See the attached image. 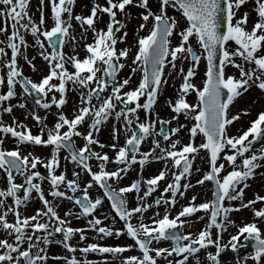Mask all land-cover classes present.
Listing matches in <instances>:
<instances>
[{
    "label": "snow or ice",
    "instance_id": "snow-or-ice-1",
    "mask_svg": "<svg viewBox=\"0 0 264 264\" xmlns=\"http://www.w3.org/2000/svg\"><path fill=\"white\" fill-rule=\"evenodd\" d=\"M29 2L0 0V6H3L0 9V33L4 34V39L0 40V44L4 45L0 47V57L8 56L5 49H10V58L4 64L6 80L0 76V87L6 88L0 93V110L12 113L14 105L8 102L17 96L16 87L19 85L26 95L35 92L48 97L49 93H53L50 100L37 99L35 103L45 110L54 105L58 111L51 127L44 122L46 118L32 113V118L40 125L37 134H32L25 124L17 123L15 118V126L0 121V134H3L0 136V171L6 184L4 189H0V232L5 234L4 238H0V264H48V246L53 243L60 244L67 253L73 254L70 258L68 255L51 257L63 260L64 264H94L87 259L89 253L108 254L118 259L120 264H189L190 257L194 264H201L197 254L209 246L215 247V254L208 252L207 260L211 264H220L218 257L222 252L230 247L236 253L241 247L249 246L245 241H252L250 247L253 251L244 259L260 264L264 258V234L256 223L239 227L237 234L231 235L224 245H221L220 239L227 226L234 224L229 218L234 211L250 208L254 217L264 221V208H252L257 202L264 201V196L257 194L254 199L244 201L248 181L258 169H264V111H260L238 135H229L230 126L241 118L240 113H229L234 100L253 87L264 93V52L261 51L264 49V0H255L258 19L250 30L247 28L248 12L236 16L247 0H156L155 11L149 0H105V4L94 0L87 16L73 14L75 0H48L51 20L48 27L45 26V0H39L38 20L29 14ZM130 5L142 10L138 13L141 20L138 27L141 30L148 27V34L138 39L131 72L127 78L120 80L118 72L125 67L122 61L128 58L129 49H117L116 45L124 43L128 36L126 20L130 13L126 8ZM169 9H175L180 14L183 25L175 16L168 14ZM118 13L122 19H117ZM104 14L108 17L106 28L97 30L96 23ZM73 20L83 30L79 39H84L89 30L94 33L93 42L84 45L86 54L83 59L78 58L76 53L78 37L72 31ZM26 34L31 35L39 48V56L48 67V73L40 82L23 76L18 67V57L23 56L35 70L32 60L21 51L29 47ZM173 35L177 37L175 45L171 40ZM66 44L72 49V55L63 51ZM202 61L205 79L199 87L193 78ZM67 65L73 71H69ZM166 67L168 75L175 73L181 79L175 100L166 101L172 113L169 119L160 117L155 111L160 90L167 84ZM229 67L237 71L229 72ZM137 72L141 73L138 85L124 90ZM54 80L57 82L53 83ZM69 83L79 91L78 106L71 119L62 111L67 103ZM106 91L108 94L104 95ZM55 93L59 94V98ZM189 94H193L198 103H189L186 99ZM141 98H144L143 102ZM118 105H123V108L117 110ZM18 107L25 108V104L20 103ZM181 116L191 122L190 126L177 123L165 129L173 121L178 122ZM110 118L122 122L120 129L114 127L112 131L113 140L117 141L109 146L114 150V158H110L107 152H96L92 148L93 145L100 149L106 147L99 141L98 135ZM157 124L160 125L159 131L156 130ZM80 126H86L84 133L79 130ZM121 129L127 137L122 146L118 143ZM184 129L189 134L186 144L181 143L178 137ZM198 135L202 140L196 144ZM154 136L162 137L167 145L162 146L161 141L154 138L148 151H140L141 143ZM172 136H177V139L172 140ZM5 137L13 139L16 145L13 149L4 147ZM74 137L84 141L81 147L76 146ZM257 143L261 144L258 149L255 148ZM21 145L49 148L50 155L41 158L32 152L22 154ZM201 150H204L201 159L207 158L208 167L196 184L204 186L210 182L211 199L196 204L197 196L194 194L188 205L170 218L169 211L176 204L177 196L183 197L187 189L193 187L188 178L192 175L193 161ZM62 151L66 153L63 159L74 165L72 178H68L65 171L57 174ZM90 160L98 162L96 171H93ZM152 161H163V169L157 175L144 179V166ZM109 163L117 166L115 170H107ZM38 164L47 170L48 195L53 201L45 197L40 183L44 177L36 171ZM133 165L139 166L140 179L114 189L109 181L118 183ZM195 171L201 170L196 168ZM81 172L90 177L83 188ZM14 173L23 177L22 183L15 182ZM169 173L170 182L163 193H170V197L165 198L161 194L149 203L147 198ZM182 180L186 182L182 184ZM93 184L103 189V196L111 202L115 216L124 222L121 228L104 225L103 220L107 217L102 219L95 215L104 201L90 197L88 190ZM142 184L146 186L143 195L140 194ZM21 190L22 198L18 195ZM33 192L42 207L31 216H24L21 208L27 206ZM132 193L135 194V201L129 206L126 194ZM8 198H12L11 205H6ZM65 200L74 207L78 206V211L68 209L61 217L57 207ZM236 201H239L238 205L232 203ZM161 204L165 206L164 214L153 212L149 218L151 223L146 224L145 212L153 206L159 208ZM197 212L203 213L197 220H205V226L194 237L192 233L182 231L190 221L181 218H191ZM9 213L14 217L13 222L7 219ZM69 217L86 218V226H70ZM133 218L137 220L135 225ZM213 228L217 230L215 240L212 238ZM88 231L96 233L94 239L97 240L124 236L134 243L123 246L88 243L83 247L69 243L77 235L78 243L84 242ZM57 234H60L59 239H56ZM241 236H244V241L240 240ZM161 242L170 243L167 247L156 246ZM132 248H138L139 255H121ZM77 251L84 256L83 260L74 255ZM104 264L108 261L105 260ZM236 264H240L239 259Z\"/></svg>",
    "mask_w": 264,
    "mask_h": 264
},
{
    "label": "bare ground",
    "instance_id": "bare-ground-1",
    "mask_svg": "<svg viewBox=\"0 0 264 264\" xmlns=\"http://www.w3.org/2000/svg\"><path fill=\"white\" fill-rule=\"evenodd\" d=\"M93 2H94V0H75V5L73 7V14L74 15H76V14L82 15L83 13L87 14L90 11V8H91ZM95 2H98L100 4H104V2L102 0H95ZM153 2L154 3L152 4V8L155 11L156 10V0H153ZM38 3H39V0H30V2H29V14L32 15L33 18L36 19V20L39 19V11L37 10ZM0 9H2V8L0 7ZM126 11H127V8H126ZM128 12L130 13V16L128 18L129 21H130L128 23H130V24L127 26L128 36L125 38L124 45H122V43L118 44V49H123V48L131 49L134 46H136V41L137 40L134 39L133 37L137 33H139L137 25H136V20H137V17H138V13L140 12V9H138L136 7H133V9L131 11H128ZM244 12H248V14H249L247 28H249V27L251 28V25L253 26V22L258 19L256 17L257 13L255 11V5L253 4V2L248 1L245 5L241 6V8L238 11V17H240ZM44 14H45V21H46L45 26L48 27V26L51 25V20L49 19L50 10H49V7H48V0H45ZM168 14L170 16H175V17L177 16L175 9H170V11L168 10ZM105 19L107 20V16L103 15L102 18L98 21V23H97V29L98 30H100L102 28L103 24H105L107 22ZM180 23H181V25H183L182 21H180ZM72 31H74V33L78 37V44L76 46V52L84 58L85 57V52H84V45L85 44L83 45V51L81 49V44L85 40H90L92 32L91 31L86 32L85 33V38L84 39H79V34L83 30H81L75 24H73V30ZM26 40H27V42L29 44V47L27 48L26 51L24 49H21V51L28 57L29 60H32V64L35 65V70L32 69L31 65H29V63L23 58V56H19L18 57V59H19L18 67L22 71L23 76L28 77L30 79L32 76L35 77L37 72L41 71V69L46 70V68H48V67L46 65V62H44L43 59L39 56V48H38V46H35L34 40H33V38L31 37L30 34H26ZM133 41L135 42L134 44H133ZM67 47H68V49H71L68 46V44H67ZM71 51H72V49H71ZM6 52L8 53V50H6ZM7 57L10 58L9 53H8ZM33 57H35V60L32 59ZM131 62H132V60L129 59L127 61V63H125L124 70L121 71L118 74V79L123 80L124 78H127L129 76V74L131 72V68H130ZM201 63H202L201 65L204 68L205 67L204 61H202ZM67 67L69 68V65H67ZM71 70H72V68L70 69V71ZM4 71H5V73L7 71V69L5 67H4ZM140 74L141 73L137 72L135 75H132V79L130 81V84L127 86V88H129L130 86L132 87V86L138 85V82L140 80ZM166 77H167V84L162 86V91L159 94L158 102L155 105V111H156V113H158L160 115V117L165 118V119H169L171 117L172 113H171L170 109L168 108V106L166 104V101L168 99H172L173 101L175 100L176 94H177V89H178V87H179V85L181 83V79L179 77H177L175 75V73H173L172 75H169V76L166 75ZM199 81H200V77H199V74L197 73V75L193 78V82L197 85V83H199ZM16 89H18V91H16L17 92V96L15 97V99H13L11 101V104L14 105V107H13L12 113L9 114L10 118L12 120H13V118H15L17 123H23L29 129L32 128L34 130V132H38L39 128H40V125H36L35 123L29 122L27 120V117H28V114H29L28 113V107L31 104H28L27 102H25L21 98L20 93H19V86L18 85H17ZM73 90H74V92L76 94L79 95V91H77L75 88H73ZM187 97L192 98V96L190 94ZM241 97H242L241 99L239 98L238 100H235L233 102V104L230 105V107H229V113L230 114H237L238 110H240L241 107L243 109H245L244 107H246V108L250 107L249 110H251V109L252 110H259L260 108L264 107V93H262L257 88L255 89V87L249 89L248 92L243 93V96H241ZM72 99H73V102H74V105H75L76 98H75L74 95H72ZM20 103H24L25 104V108H19L18 105ZM77 106L78 105H76L75 107H77ZM54 115L56 116V112H52V114H50V116H54ZM50 116L49 115L44 116L46 118L44 120V122L48 126L52 125L53 120H54ZM140 118H141V120L144 119V114L143 113L140 114ZM177 123L187 124V121L184 120V118H182V116H181L179 121L178 122L177 121H173L171 126L174 127V126H176ZM4 124L7 125L6 123H4ZM109 127H111V124L107 125L106 128H104V130H103L104 133L101 136H98V139H99V141L101 143H106V142H110L111 141L112 133L110 134V131H109L110 128ZM236 128H237V125L235 123V125L230 126L229 131L231 130V131L234 132L236 130ZM105 131H107V132H105ZM123 135L124 134H121V137ZM178 137L181 140V143H183L185 141H188V135L186 134V132L184 130L180 131V133L178 134ZM150 138L152 139L153 137H150ZM4 139H5L4 147L6 149H7V147L13 148V146L15 145L14 141L12 139H10V138H7V137H5ZM175 139H177V136H175L172 140H175ZM150 146H151L150 143L143 142L141 151H148V148H150ZM260 146H261V144L259 143L258 147H260ZM20 147H21L22 154H26L27 152H32L34 155L39 156L41 158H47L50 155V149L49 148L45 149V148H41V147L27 146V145H23V146H20ZM93 151L101 152V153L106 152V151L101 150L98 146H94L93 147ZM45 154H46V157H43V155H45ZM107 154H108V152H107ZM110 156L111 155H109V157ZM63 157L64 156L61 155V171H65L66 175L68 176V178H72L71 173H72V171L74 169V165L69 163V162H67V161H65L63 159ZM137 159H139V157H137ZM97 163H95V164L91 163L93 171L97 170V167H96ZM160 163H161V161H160ZM162 163H163V161H162ZM154 164H157V163L156 162H152V163H150L147 166L148 168H146L147 169L146 170V174L151 173V172H153L155 170ZM169 167H170V164H169ZM207 167L208 166H207L206 162H204L202 159H200L198 157L195 160V162L193 163L192 175L190 177L192 178V177H195L198 174H201L204 170L207 169ZM115 168L116 167L112 163H109L107 165V169H112L113 170ZM196 168H200L201 171L200 172H196L195 171ZM260 170L262 171L263 169H260ZM21 178H23V177H21ZM86 178H88L87 175L81 174L80 183H81V187L82 188L85 186V184L87 182ZM130 178L131 179H136V178H138V176L131 175ZM255 180L256 181H254V182H258V184L254 185L253 188H254V191H258L259 188L261 189V188L264 187V179H260L261 182L257 181V180H259V178L255 179ZM22 182H23V179H22ZM123 183L124 182L121 181V183L118 184L117 186L121 187V184H123ZM0 186H1V188H5L6 187V185L1 180V175H0ZM88 191H89V194H90L91 198H93V199L99 198V196L100 197L102 196L101 194H98L96 192V190H88ZM187 191H190V193L188 195L192 196L193 194L196 193L198 195L201 194V195H199L200 197H202V194H204L205 192L209 193V191L206 188H200V187H196V186L190 187ZM245 193H247V192H245ZM35 195H36V193L34 194L32 199L28 203L26 209H22V211L25 212V214L27 216H31L32 214H34L36 209L40 208V204H38V202H40V201L39 200L37 202L35 201ZM131 195H133V194H131ZM188 195H187V198H186L187 200H189V196ZM52 201H53V199H52ZM244 201L246 202L248 200L244 199ZM64 202H67V201L65 200V201L59 203V205L57 207V210H59L58 212L60 214H62V216H64V212L66 210H68V208L71 209V210H74L72 205L68 206ZM8 203H9L8 200H6V205H8ZM225 203L227 204V201ZM232 203L235 204V205H238L235 202H232ZM61 204H62V206L59 208V206ZM260 206L264 207V202L262 204H260ZM252 208L256 209L255 205H252ZM156 210L157 209H155L153 211H156ZM106 213H107L106 209L101 207L100 209L97 210L96 216L98 218H102L103 219L104 217H106ZM201 215L202 214H199V215L195 214L193 220L195 222H198V223L200 221H205V220H197V217L201 216ZM229 218L232 221H234V222L235 221H241L242 219H250L251 221L254 222V219L252 218V212H251L250 208H244V209L242 208L240 211H234V212H232V214H230ZM68 219H70L75 224H79V222L82 221V220H79V219H75L73 217H69ZM103 221H104L105 225L110 226L112 224V222L110 220L107 221L106 219H104ZM256 224H257L258 228L261 230V233L264 234V224H262V222H260V221H258ZM190 226L191 227H185V234H187V232L189 230H190L189 233H194L195 232L196 223L191 221L190 222ZM228 226L231 227L230 225H228ZM233 227L229 231H226L225 235L227 236V234H228L227 237L224 235L220 239V240H224L225 244L229 241L230 236L233 235V232H234ZM1 234H4V233L0 232V235ZM94 237H95L94 233H89L88 232V233H86V240L84 242H86V241L93 242L91 240H95V241H97L99 243V242L102 241L101 239H99V240L94 239ZM78 239L79 238H78V235H77V236H74L71 239V241L75 242V241H78ZM213 239L215 240L216 236H213ZM113 240L118 242L121 239H119L117 237H114ZM84 242H81V243H84ZM110 242H112L111 238L106 243L107 245H103V246H108V244ZM55 249L58 252H60V249L58 247H55ZM211 251L212 250L207 249V250L202 251L200 254L198 253L197 255L199 256L200 261L201 262L205 261V259L207 258V253L211 252ZM48 252L53 253L54 255H57L53 251L52 247L48 248ZM60 255L62 256V253H60ZM133 255H135V254H130V256H133ZM77 256L79 258H82L81 256H83V255L81 253H78ZM123 256L127 257L126 255H123ZM246 256L247 255L244 254V257H246ZM241 257H243V252H239L236 255H231V254L227 253L224 256H222L221 259H225L224 261H233V260H237V259H239ZM108 258H106L105 260H107ZM160 263L161 262H158V264H160ZM260 263H263V260H261ZM48 264H64V261L63 260H48ZM112 264H120V263H116L114 261ZM189 264H194V261L192 260V258L189 259ZM201 264H204V263H201ZM250 264H252V263H250Z\"/></svg>",
    "mask_w": 264,
    "mask_h": 264
},
{
    "label": "rangeland",
    "instance_id": "rangeland-1",
    "mask_svg": "<svg viewBox=\"0 0 264 264\" xmlns=\"http://www.w3.org/2000/svg\"><path fill=\"white\" fill-rule=\"evenodd\" d=\"M150 1V6L152 7V4L154 3L153 2V0H149ZM247 1H249V0H247ZM253 3L255 4V0H253ZM3 7V6H2ZM133 9V6H127V12L128 11H131ZM140 11H142L141 9H140ZM169 11H170V9H169ZM176 11V10H175ZM239 11V10H238ZM238 11L236 12V16L238 17ZM84 14V13H83ZM176 14H177V16H176V18L179 20V21H182V24H184V20H183V18H181V16H180V14L176 11ZM256 17H257V15H256ZM117 19H122V17L119 15V13H118V15H117ZM128 22H130L129 21V19H127L126 20V24H127V26L130 24V23H128ZM73 23L74 24H76V22L73 20ZM107 23V22H106ZM106 23L105 24H103V26H102V28L101 29H105L106 28ZM141 23V20H140V18H139V16L137 17V20H136V25H137V28H138V31H139V33H137L133 38L134 39H136L137 41H136V45L138 46V39L139 38H141V37H144V36H146L147 35V32H148V27H145L143 30H141V29H139V24ZM149 24H151V19H150V21H149ZM252 24V23H251ZM251 28H252V25H251ZM250 27L248 28L249 30L251 29ZM126 30H127V28H126ZM123 31V30H122ZM117 35H120V33H117ZM0 39H4V34H2V33H0ZM171 40H172V44L173 45H175L176 43H177V37L175 36V35H173V37L171 38ZM85 42V41H84ZM93 42V41H92ZM92 42H86V43H92ZM135 42L133 41V44H134ZM231 43V42H230ZM82 44H84V43H82ZM122 45H124V43H122ZM0 47H4V45L3 44H0ZM116 47H117V45H116ZM233 47H234V45H233ZM5 50H7V48L5 49ZM8 51L10 52V50L8 49ZM262 52H264V49H262L261 50ZM8 52V53H9ZM77 53V52H76ZM135 53H136V46H134L133 48H131V49H129V56H128V58L127 59H125V60H123L122 62H124V63H127V61L130 59V60H132V57L135 55ZM10 55V54H9ZM78 58H80V59H82L81 58V56H79L78 55ZM7 59H9L7 56L6 57H0V76H2V77H4L5 78V80H6V73L3 71V67H5L4 66V64H5V61L7 60ZM33 59V58H32ZM35 60V59H34ZM18 62H19V59H18ZM179 63V62H178ZM202 64V63H201ZM200 64V66H199V68H198V70H197V73L199 74V77H200V81H199V83L202 81V83H203V77L202 76H204L203 75V73H204V68H203V66ZM184 66H185V68L187 67V62H185V64H184ZM124 69V68H123ZM122 71V70H121ZM227 71H229V72H236L237 70L236 69H233V68H231V67H229L228 69H227ZM168 72H169V69L166 67L165 68V75H168ZM48 73V68H46V70H44V69H41V71H38L37 72V74L35 75V77L34 76H32L31 77V80L33 81V82H40V80L42 79V77L44 76V75H46ZM169 76V75H168ZM53 82H57V81H53ZM199 83H197V86H199V87H201L200 86V84ZM137 86V85H136ZM135 86H132L131 88H134ZM256 89V88H255ZM124 90H128V89H124ZM4 91H6V88L5 87H0V93H3ZM161 91H162V88H161ZM49 95V100H50V98H51V96L53 95V93H49L48 94ZM55 95L57 96V98H59V94L58 93H55ZM104 95H107L106 93H104ZM192 96V99H196V97L195 96H193V95H191ZM241 96H243V94L241 95ZM238 97V98H236L235 100H238L239 98L241 99L242 97ZM187 99V101L189 102V101H191V99H188V98H186ZM234 100V101H235ZM95 102V101H94ZM141 102H143V100H141ZM35 108V107H34ZM245 109H243L242 107L240 108V110H238V113H240L241 114V118H240V120H238L237 122L235 121V123H236V125H237V128H236V130L233 132V131H229V135H238L242 130H245L249 125H250V122L252 121V120H254L256 117H257V114L260 112V111H264V107L263 108H260L259 110H249V108H246V107H244ZM117 110H118V106H117ZM0 112H1V110H0ZM245 112H247L248 114L247 115H244L243 113H245ZM6 117V115L4 116V118ZM29 117H31V115L29 116ZM29 117H27V120H29ZM8 118L9 119H6V121H5V119H4V123H6L7 125H12L13 124V121H11L10 120V116H8ZM32 118V117H31ZM247 119V120H246ZM119 123V122H118ZM121 123L122 122H120L119 123V126L117 125V127H118V129H120L121 128ZM107 124V123H106ZM106 124H104L103 126H102V129L105 127L106 128ZM171 125V124H170ZM233 125H235V124H233ZM171 127V126H170ZM159 128H160V125L159 124H157V126H156V130L157 131H159ZM112 129V130H111ZM84 130H86V129H84ZM108 131V130H107ZM107 131H105V132H107ZM110 134L112 133V131H113V128L112 127H110ZM100 133V132H99ZM104 132H102V133H100V136L103 134ZM120 133H124L123 132V130L121 129V131L118 133V143H119V145H123V142L125 143V140H123L124 139V135L119 139V134ZM74 139V141H75V143L76 144H78V147H81L82 145H83V141L82 140H80L81 138H79V137H74L73 138ZM158 139L160 140V141H162V137H159L158 136ZM123 140V141H122ZM115 142H117V141H114L113 140V137L111 136V141L110 142H106L107 144H109V145H106V147H109L111 144H113V143H115ZM197 142V141H196ZM259 143H257L256 145H258ZM255 145V148H257L258 146H256ZM7 148H9V147H7ZM110 148V151H112V149H111V147H109ZM258 149V148H257ZM113 152V151H112ZM205 160H206V158H205ZM135 167V166H134ZM155 172H157V170L156 171H154V174H155ZM143 174V173H142ZM154 174H152V175H154ZM224 173H222L221 175H223ZM3 176H1V178H2V182L3 183H5V180H4V174H2ZM146 175L147 174H145V176H143V178H145L146 177ZM201 174H198V175H196V177L195 178H198L199 176H200ZM136 176H139V178H137V179H140V171H139V174H137ZM255 177V178H254ZM257 178H259V180H257V181H259V182H261V180L260 179H264V169L261 171L260 169L259 170H257V172H256V174L248 181V184H249V187L248 188H246L245 189V191L247 192L246 193V195H245V197H247V198H252V192L254 191V188H253V186L254 185H256V184H258V182H254V181H256L255 179H257ZM22 179L23 178H20V177H17L16 179H15V182L16 183H22ZM136 180V179H135ZM44 181H45V179H44ZM48 181V180H47ZM132 180H131V178L129 179V180H126V181H124V183H127V184H125L126 186H128L129 185V183L131 182ZM34 182H39V181H34ZM41 183V182H40ZM43 183V182H42ZM244 191V192H245ZM257 192H259L260 194H264V187L263 188H259V190L257 191ZM256 192V193H257ZM190 193V192H189ZM188 193V194H189ZM255 193V194H256ZM245 194V193H244ZM189 196V199H190V197H191V195H188ZM21 198H22V194H21ZM8 200V199H7ZM207 200V198H202V197H200V198H197L196 199V201H195V203L196 204H199V203H201V202H204V201H206ZM36 202H37V200H35ZM9 203H8V205H11L13 202H12V200H9L8 201ZM189 203V200H186L185 201V203H184V205L183 206H187L186 204H188ZM238 204V203H237ZM28 205V204H27ZM61 206V205H60ZM27 207V206H26ZM26 207H22L21 208V212H22V215H25V212H23L22 211V209H26ZM170 209H174V206H172ZM170 215V214H169ZM27 216V215H26ZM8 217H11V213H9V215H8ZM170 218H172V216L170 215ZM183 219H185V218H183ZM9 221H11V220H9ZM14 220H12L11 222H13ZM249 222H251V221H246V222H240V223H249ZM239 223V224H240ZM78 226H80L79 224H77ZM116 225V226H115ZM115 225H113L114 227H116V228H121V224H116L115 223ZM70 226H72V227H74L72 224L70 225ZM201 227V226H200ZM204 227V226H203ZM203 227H201V228H198V229H196L195 230V233L193 234V236L195 237V236H197L198 235V233H199V231L200 230H202V228ZM237 229V227L235 228L234 227V232L233 233H235V230ZM96 234V233H95ZM0 238H4V236H1L0 235ZM89 243V242H88ZM88 243H84L83 245L85 246L86 244H88ZM93 243H95V242H93ZM124 243L125 242H112L111 243V245H113V246H116V245H121V246H123L124 245ZM167 246H169V244L168 243H166V245H165V247H167ZM123 255H126V256H128L129 254L128 253H126V252H124L123 253ZM130 256V255H129ZM115 262H117V263H120V261L119 260H116ZM94 263H96V264H98L97 262H94ZM104 264L103 262H99V264ZM201 263H203V262H201ZM204 263H206V264H211V262L210 261H208L207 259L205 260V262ZM230 264H232V263H230Z\"/></svg>",
    "mask_w": 264,
    "mask_h": 264
},
{
    "label": "water",
    "instance_id": "water-1",
    "mask_svg": "<svg viewBox=\"0 0 264 264\" xmlns=\"http://www.w3.org/2000/svg\"><path fill=\"white\" fill-rule=\"evenodd\" d=\"M225 92H226V90H225Z\"/></svg>",
    "mask_w": 264,
    "mask_h": 264
}]
</instances>
